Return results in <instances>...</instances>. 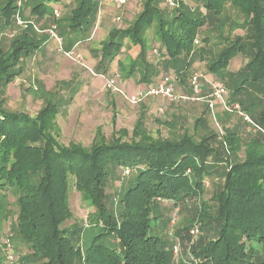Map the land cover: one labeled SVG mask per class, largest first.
Returning <instances> with one entry per match:
<instances>
[{
  "label": "trees",
  "instance_id": "trees-1",
  "mask_svg": "<svg viewBox=\"0 0 264 264\" xmlns=\"http://www.w3.org/2000/svg\"><path fill=\"white\" fill-rule=\"evenodd\" d=\"M15 1L5 0L0 6V31L3 24L14 20ZM60 1L28 3L32 14L41 19L55 9L50 3ZM75 1L59 30L61 35L69 34L67 48L72 46V37L77 41L87 37L97 17L98 0ZM158 1L145 0L128 27L111 31L101 41L97 69L105 72L127 39L139 46V60L131 59L125 68L119 66L127 76L134 74L138 61L139 65L146 63L142 34L155 21L158 41L164 47L162 68L170 66L179 74L189 66V61L179 64L181 54L188 56L201 26L217 21L225 26L228 21L229 32L243 29L244 34L230 41L223 38L226 44L205 69L223 78L231 58L247 55L246 63L226 77L229 94L264 130V0H196L204 11L197 15L181 6L164 13ZM228 7L238 10L242 20L226 18ZM39 41L28 32L0 51V83L16 77L20 70L15 66L40 47ZM159 73L152 71L148 77L145 68L142 83L151 82ZM45 103L31 116L24 111L9 112L0 105V221L6 219L9 191L17 206L16 234L31 248L20 264H172L158 234L160 218L153 214L156 202L164 199L174 205L198 199L197 223L218 224L214 235L194 253L200 264H264V153L249 148L242 161H231L240 141L230 130L221 138L226 147L219 142L221 151L214 145L215 133L197 141L186 132L176 139H155L137 124L127 140L96 142L90 149L79 144L59 145L54 137L57 105L49 100ZM200 121H194V131ZM220 161L225 167L220 172V186L210 197L211 206L201 197L206 179L217 171ZM115 167L128 168L130 173L117 191V213L107 202L106 188ZM70 185L88 208L83 229L65 225L72 216ZM82 230L86 231L85 241L75 246L72 236ZM0 264L10 263L0 257Z\"/></svg>",
  "mask_w": 264,
  "mask_h": 264
},
{
  "label": "rangeland",
  "instance_id": "rangeland-1",
  "mask_svg": "<svg viewBox=\"0 0 264 264\" xmlns=\"http://www.w3.org/2000/svg\"><path fill=\"white\" fill-rule=\"evenodd\" d=\"M16 1L20 3L16 4L17 15L13 16L14 20L8 25L3 24L0 31V51L10 48L9 46L15 38L32 32L37 40L41 39L39 48L43 43L45 44V49L48 50L45 53L48 55L37 48V52L20 60V63L15 66L16 70H20L16 77L10 82L0 83V105L9 112L24 111L31 116L45 106V100L55 103L57 112L54 116V137L59 145L79 144L85 149H90L91 144L96 142H110L119 137L127 140L131 137V132L137 124L139 129H143L155 139L162 137L176 139L186 132L189 135L192 134L193 139L197 141L202 135L215 133L217 142L214 145L219 146L218 148L222 146L220 143L224 142L221 139L223 134L230 130L235 132L240 141L239 148L230 156L231 161H242L245 158V151L249 148L261 154L264 153V134L260 130L249 129L235 111H226L221 103L216 104L214 110L210 111L201 101L167 103L162 99L158 102L146 99L151 107L149 110L144 101V103L130 104L125 100L123 94L108 89L104 80L111 73L120 72L117 86L124 91L125 95L132 96L139 89L144 88L139 85L144 84L141 78L145 68L148 77L152 76V71L159 70V76L166 74L175 78L178 90L189 94V77L196 72L200 76L202 87H206L205 90H201L202 97L209 94L211 81H221L227 89V94L224 96L226 102L229 105L234 102L239 103L236 98L230 97L228 88L230 85H228L226 77L228 74L236 73L246 63L247 55L238 54L231 58L228 69L224 72L226 77L223 78L219 74L207 72L205 65L226 44L223 38L227 37L230 41L231 37L243 35V29H233L229 32L228 21L223 24L225 26H219V21L202 25L193 38V46L188 56L185 57L181 54L183 61L179 64L182 65L185 61H189V66L178 74L177 70L170 66H167L165 70L162 68L164 47L158 41L156 22L154 21L142 34L143 41L146 42V63L139 65L138 61L135 73L127 76L121 70L119 63L125 68L131 59L139 60V46L125 39L123 48L115 55V59L109 64L107 70L103 72L97 69L101 55L100 43L107 39L111 31L128 27L138 16L145 0H127L120 8L115 6L114 0H98L97 17L92 31L86 38L79 41L72 37V46L69 48H67L69 34L61 35L59 30L64 17L75 6V0L57 2L55 9L59 15L55 16L54 9L51 8L52 13L46 19L44 17L40 19L32 14L29 0ZM165 1L159 0L157 3L158 8L164 13L172 10ZM4 2L5 0H0V6ZM179 6L194 15L204 13L196 0H176V6L173 8ZM224 16L235 21L242 20L239 11L233 7L226 8ZM50 28H53L60 37L62 48L49 36L47 30ZM66 51L72 52L75 59L66 57L64 54ZM42 54H44V60L39 61ZM157 77L151 78L152 81ZM156 104L164 106L161 114L153 111ZM249 115L256 123L251 114ZM197 118H200L201 121L194 131V121ZM223 146L226 147L224 143ZM224 167L223 161H220L215 169L217 171L205 181V190L201 199L211 206L214 202L210 197L220 186L219 182L222 180L220 172ZM129 175L130 173L123 171L122 167H115L107 180V202L115 210V213L118 212L117 191L120 189V184L124 183ZM6 192L8 211L5 214L6 219L0 221V257L4 261L5 259L8 261L10 255L11 263L20 264L25 256L30 254L31 248L16 234L14 228L17 210L14 203L15 195L9 191ZM199 203V200L195 199L174 205L173 201L164 199L156 202L154 206L153 214L160 218L157 225L160 229L158 234L165 244L172 264H200L199 257L194 256L195 251L205 245L209 237L213 236L219 228L218 224L214 222L207 226L198 223V234H192V227L198 222L196 213L200 207ZM68 204L72 216L65 222V225H75V228L79 227L80 229H83L81 226L87 227V205L72 185L69 188ZM153 222L154 219H151V224ZM80 232L79 235L72 236L75 246L82 244L86 237L85 230ZM28 264L33 263L29 262Z\"/></svg>",
  "mask_w": 264,
  "mask_h": 264
},
{
  "label": "built area",
  "instance_id": "built-area-1",
  "mask_svg": "<svg viewBox=\"0 0 264 264\" xmlns=\"http://www.w3.org/2000/svg\"><path fill=\"white\" fill-rule=\"evenodd\" d=\"M127 0H114L113 3L117 8L122 7ZM167 6L169 8H173L176 6V0H166L165 1ZM17 4H20L19 2L16 1ZM18 10L14 14L15 16L17 15ZM54 14L55 16H58L57 9H54ZM20 22V21H19ZM49 33V36L62 48L61 45V39L54 31L53 28H50L47 30ZM155 51V50H154ZM66 57L70 59H75L73 57V53L66 51L64 52ZM199 74L198 73H193L189 77V84H190V91L188 93H183L180 92L175 84L176 80L175 78H172L169 75H161L160 78L155 82L152 83L146 88L139 89L137 92L132 94V96H128L124 94V91L117 86V82L120 79V73L119 72H113L109 76L105 77V85L108 89H110L113 92H118L123 94L125 100H127L130 104H137L145 101L146 98H160L163 99L167 103H175L178 101H201L207 105L210 111H213L215 108V105L218 103H221L223 108L226 111L233 112L235 111L242 119L245 125L249 129H257L260 130L264 134V130H262L259 125H257L250 115L246 112L243 111L240 104L237 102H234L233 104L229 105L226 100H225V95L227 94V89L224 83L221 81H211L210 83V92L208 95L202 97L201 96V83L199 80ZM164 110V106L160 105L157 107V112L162 113ZM123 171L129 172L128 168H123ZM192 234H198L199 228H198V223H195L192 227ZM9 260L8 263H11V256L9 255Z\"/></svg>",
  "mask_w": 264,
  "mask_h": 264
},
{
  "label": "crops",
  "instance_id": "crops-1",
  "mask_svg": "<svg viewBox=\"0 0 264 264\" xmlns=\"http://www.w3.org/2000/svg\"><path fill=\"white\" fill-rule=\"evenodd\" d=\"M58 3H59V2H58ZM58 3H56V4H58ZM56 4H52V3H50V4H49V7H50V8H53V7L56 8ZM43 17H44V19H46L48 16H47V15H44ZM39 49H41V52L44 53V54H46L45 51H48V50L45 49V44H44V43L42 44V47L39 48ZM37 51H38V50H35L34 52H37ZM44 54L40 55V58H39L40 60L38 59L39 61H43V60H44ZM46 55H48V54H46ZM46 55H45V57H46ZM235 57H236V56H235ZM159 78H160V76L157 77V79L154 80V81L151 80V82H149V83H146V84H140L139 87H144V88H146V86H148V85H150V84H152V83H155ZM205 89H206V87H204V86L202 87V84H201V90H205ZM146 99H148V101L150 100V101H153V102H158V100L161 101L160 98H156V99H155V98H146ZM146 99H145V101H144L145 103H144V102H143V103L145 104V106H147V109L149 108V110H150L151 107H150V105H149V102H148ZM162 100H163V99H162ZM146 101H147V102H146ZM157 107H158V105L156 104V105L154 106V108H153V111L157 112ZM158 114H160V113H158Z\"/></svg>",
  "mask_w": 264,
  "mask_h": 264
}]
</instances>
